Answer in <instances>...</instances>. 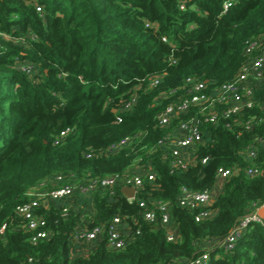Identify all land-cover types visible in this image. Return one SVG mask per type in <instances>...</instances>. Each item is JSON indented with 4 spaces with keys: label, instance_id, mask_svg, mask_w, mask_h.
<instances>
[{
    "label": "trees",
    "instance_id": "trees-1",
    "mask_svg": "<svg viewBox=\"0 0 264 264\" xmlns=\"http://www.w3.org/2000/svg\"><path fill=\"white\" fill-rule=\"evenodd\" d=\"M234 1L224 11V0H0V264H191L206 252L203 264H264L260 223H251L230 251L216 243L264 205V67L238 114L225 116L228 104H218L214 123L195 107L168 126L158 118L186 93L187 78L214 90L264 55V0ZM251 42L257 48L247 53ZM193 115L204 138L191 163L178 168L159 141ZM124 137L126 145L109 151ZM251 166L260 172L249 175ZM220 167L231 169L222 183ZM137 174L143 185L130 202L122 180ZM58 175L97 186L73 194L68 217L67 200H45L39 213L51 236L33 244L17 207L32 192L57 187ZM113 176V187L101 184ZM219 185L209 217L198 221L199 210L180 205L183 189ZM157 202L168 203L170 225ZM148 210H155L154 221L146 220ZM116 216L125 224L121 249L108 245L107 228L85 250L73 241L77 228L107 227Z\"/></svg>",
    "mask_w": 264,
    "mask_h": 264
},
{
    "label": "built area",
    "instance_id": "built-area-1",
    "mask_svg": "<svg viewBox=\"0 0 264 264\" xmlns=\"http://www.w3.org/2000/svg\"><path fill=\"white\" fill-rule=\"evenodd\" d=\"M234 0H224V11H227L233 4ZM38 11H42V7H37ZM257 48L256 42H251L247 47V53L253 52ZM264 67V55L260 54L253 60L247 62L241 69L240 74L233 80L226 82L214 90H208L206 83L202 79L189 77L185 80L183 88L186 93L180 96L178 100L173 101L166 106L165 110H162L159 114V123L162 126H168L171 124L173 117L180 112H187L192 107L197 108L200 113L206 114L204 117L205 122L214 123L219 119L220 113L217 111L218 104H228V107L224 109L223 115L230 116L231 114H238L249 98L253 95L254 87L253 81L261 79L263 77ZM159 83V78H155L152 84ZM176 93V90L171 91ZM134 101V99H133ZM247 105H251L252 102L248 101ZM129 105V104H128ZM124 111V110H122ZM118 121H122V117H118ZM70 129L62 130L56 137L55 144H59L65 136L69 133ZM204 138L202 120L193 115L186 121H181L180 124L174 129L171 135L166 136L159 141V144L166 153L172 156V165L178 168H186L192 161L193 150L195 146ZM261 143H264V137L259 139ZM130 141L129 137H124L119 142L110 146L109 151H114L120 147L126 145ZM256 147L251 146L247 149L249 159L256 157ZM88 157L91 154H87ZM207 157L203 159V162L207 161ZM260 172L257 167H249L247 173L251 176ZM231 174L230 168L220 167L217 175L220 183H222ZM148 178L153 180L155 178L154 173H149ZM56 181L59 184L54 188H43L31 193V199L20 204L17 207L18 213L23 218V226L26 230L32 232L31 242L37 244L41 240H45L51 236L49 229L47 228V220L45 216L39 213V208L42 203L47 201L67 200L66 206L62 209V215L68 217L69 215V203L75 192L86 194L91 190H94L97 186V182H91L89 184H75L64 183L61 175L56 176ZM124 187H132L135 193L132 197H128L130 202L137 199L138 190L143 185V177L140 174L127 176L123 180ZM119 182L118 176L105 178L101 181V184L105 187H113ZM221 185L211 189H205L203 191H190L183 189L180 197V205L190 208L192 210H199L196 219L207 218L211 215L210 203L214 198L215 191L220 188ZM113 194V190L111 191ZM141 206H145L144 200L140 201ZM162 222L171 224V213L168 203L157 202ZM261 207H264L261 206ZM90 212V209H89ZM146 220L154 221L156 219L155 210H148L145 213ZM260 223L264 225V216H262L258 209L247 213L243 216L240 222L223 238L216 241L220 247L226 251H230L234 248L236 241L242 236L244 231L251 223ZM6 225L0 227V233H3ZM107 228V242L113 249H121L126 244L125 233L123 232L125 224L121 217L116 216L112 222L107 226H95L88 230L86 228L79 227L73 234V241L77 246L82 247L85 250L84 245L88 242L94 241L104 234ZM176 231H170L168 234V240L174 241L176 239ZM209 259V253L206 252L201 258L197 259L196 264L203 260L204 262Z\"/></svg>",
    "mask_w": 264,
    "mask_h": 264
},
{
    "label": "water",
    "instance_id": "water-1",
    "mask_svg": "<svg viewBox=\"0 0 264 264\" xmlns=\"http://www.w3.org/2000/svg\"><path fill=\"white\" fill-rule=\"evenodd\" d=\"M123 192H124V194H125L126 196H128V197H132V196L134 195V193H135V190H134V188H132V187H124V188H123ZM212 201H214V199H212ZM260 214H261L262 216H264V210H263V209L260 210ZM203 263H204V261L201 260L200 262H198V263H196V264H203Z\"/></svg>",
    "mask_w": 264,
    "mask_h": 264
},
{
    "label": "crops",
    "instance_id": "crops-1",
    "mask_svg": "<svg viewBox=\"0 0 264 264\" xmlns=\"http://www.w3.org/2000/svg\"><path fill=\"white\" fill-rule=\"evenodd\" d=\"M262 209L264 210V207H259V208H258L259 213H260V210H262ZM212 245H213V244H212Z\"/></svg>",
    "mask_w": 264,
    "mask_h": 264
}]
</instances>
